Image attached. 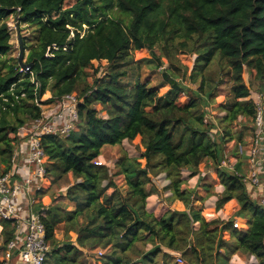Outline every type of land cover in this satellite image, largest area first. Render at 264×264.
Listing matches in <instances>:
<instances>
[{
	"label": "trees",
	"instance_id": "1",
	"mask_svg": "<svg viewBox=\"0 0 264 264\" xmlns=\"http://www.w3.org/2000/svg\"><path fill=\"white\" fill-rule=\"evenodd\" d=\"M66 1L0 0L4 172L11 169L20 130L41 119L44 106L69 94L80 100L76 137L41 138L53 183L68 175L73 179L64 192L48 195V201L41 197L51 246L44 264H79L98 249L107 251L101 264H158L160 254L168 256L163 248L179 252L184 264H229L237 254L254 257L257 262L251 264H264V207L243 182L246 157L236 150L235 172L222 167L226 144L235 140L237 148L248 141L244 132L233 133L234 124L243 118L253 124L245 130L251 135L255 130L257 107L249 98L253 82L264 91V0H77L64 9ZM11 16L35 27L33 37L22 38L28 70L18 60L4 59L13 50ZM180 51L196 56L188 76L198 84L196 90L184 84L187 74L178 80L163 72L170 89L160 95L136 72L143 60L133 66L134 53L149 52L162 67L163 58ZM103 64L108 68L101 77ZM246 71L252 81L245 80ZM224 83L231 84L230 98L218 105L224 114L217 118L218 128L208 122L206 109L215 104L214 92ZM182 96L187 102H180ZM125 141L136 143L140 155H121L114 174L95 164L105 147ZM204 167L216 172L224 190L215 208L198 210L196 189L183 173L194 178ZM162 174L169 181L164 188L168 202L181 203L183 210L162 215L148 210L153 179ZM114 177L122 178L125 189ZM0 227L3 254L16 227L2 220Z\"/></svg>",
	"mask_w": 264,
	"mask_h": 264
},
{
	"label": "built area",
	"instance_id": "2",
	"mask_svg": "<svg viewBox=\"0 0 264 264\" xmlns=\"http://www.w3.org/2000/svg\"><path fill=\"white\" fill-rule=\"evenodd\" d=\"M263 97V96H262ZM260 98V97H259ZM256 118L254 132L246 145H239V154L246 157V173L243 182L249 190L250 197L264 207V104L261 100L255 101ZM80 100L75 94L64 96L55 104L49 105L41 119L32 122L29 133H24L26 143L21 152L11 161L8 172L0 174V220L15 222V236L3 254H0L2 264H44L51 246L46 238V226L43 217L46 209L36 212L34 207L41 203V182L48 177V159L41 145L44 135L69 137L80 123L78 111ZM236 163L227 166V158L222 167L235 172ZM17 161V164H16ZM96 165H103L95 162ZM37 187V189H36ZM37 204V205H38ZM239 222L235 221L234 227ZM178 261L183 262L178 256Z\"/></svg>",
	"mask_w": 264,
	"mask_h": 264
},
{
	"label": "rangeland",
	"instance_id": "3",
	"mask_svg": "<svg viewBox=\"0 0 264 264\" xmlns=\"http://www.w3.org/2000/svg\"><path fill=\"white\" fill-rule=\"evenodd\" d=\"M76 2L77 0L66 1L64 5V9L71 8L72 6L76 4ZM7 24L10 30L12 31V41L11 42L13 44V50L6 57H4V59L18 60L19 58L18 31H19L21 39L23 37L31 38L35 34L34 33L35 27L26 25V24H18L16 17L14 16H11L7 20ZM87 28H88L87 26H84L85 31L81 32L82 36L85 34ZM71 36L73 37L74 33H71ZM28 54H29V51L25 50L24 62L27 60ZM157 55H160V52L158 50H157ZM133 59L135 62L133 66L137 65L136 62L143 60L140 64L141 69L136 72H140L142 81H147L150 84V86L157 88L159 90L160 95L164 94L170 89L168 81L165 80V78L163 77V72L168 73L169 76L173 78V76H171L170 74V72H172V75L177 76L178 80H181L183 75L187 74V80L184 82V84L187 87L191 88L192 90H196L198 88V84H193L188 81V76H190L193 70V67H194V62L196 59L195 55L188 54L186 53V51H180L178 53H175L174 56H172L171 58H168V59L163 58L162 62L164 66L162 67L158 66V62L154 61V58L149 54V52L142 53V54L134 53ZM147 60H153L154 64H151V63L147 64ZM170 64H171V67H170ZM103 66L104 67L98 74L101 77L105 75V72L107 71V68H108V66H105V64H103ZM168 67H170V69ZM88 72H90V74H93L95 71L93 69H89ZM245 80L247 82L252 81V77L247 71L245 74ZM89 82H92L91 78L89 79ZM253 83L254 85L252 86V90H251L252 98L255 101H259V99L261 98L263 102L264 101V91L260 90V86L257 83L255 82ZM230 86H231L230 83H224L222 84V86H219L214 92L216 96L215 104H213L208 109H206V112L208 114L207 116L208 122L214 123L215 126L217 125L218 128H219V121L217 118L224 115L223 113L219 111L218 105L221 104L222 102H225L230 96ZM251 96L249 99H251ZM46 99H49V94H46L44 96V100ZM187 100L188 98L186 96L180 97L181 103H185L187 102ZM47 108L49 107L44 106L43 111L45 112ZM98 109L101 110V107H98ZM31 124L32 123H29L25 127L27 129L26 130L27 133H29L32 129ZM246 124L248 128H251L253 126V124L250 121L240 118L237 124H234L233 129H232L233 133L239 134L241 132H244L245 141H247L251 137V132L245 130ZM78 131L79 129L77 127L76 130L73 132L74 137L78 135L77 134ZM24 133L19 132V139L15 147V150L13 152V156L11 157V161L15 155L19 154L20 157H22L24 154L23 152H21V149L26 143L24 139L27 133L25 135ZM235 142H236L235 140L231 141L227 143L225 146L224 152L225 154H227V158L230 161L229 163H227V166L233 165L234 163H236V160H235L236 156H234L233 154L236 152V150H239V146L236 148ZM125 153L128 154L130 157H136L140 155V151L137 148L136 143H129L125 141L120 146L105 147L102 151L101 157L98 159L97 162H101L103 165L107 166L110 169V173L114 174L116 172V169H115L116 161L118 160L119 157H121V155ZM16 164H17V161H16ZM6 166L7 164L1 163L0 161V174L4 172V170L6 169ZM215 173L216 172L212 168H208V167H204L203 169H200L199 176H196L194 178H189L188 177L189 174L187 172L183 173L184 178L188 179L189 187L196 189V194L194 197L193 204L195 208L198 210L215 208L216 198L213 196H217V199H218L219 194H217L216 190H220V189H216V187L218 186V177L216 176ZM114 181L121 189H125L124 182L121 177H114ZM72 183H73V179L69 175L63 177L61 180L57 181L56 183H53V177L48 176L46 179L42 180L41 186L43 187H41V191L38 193H40V195L44 197L46 200L51 195H57L60 192H64ZM167 184H169V181L165 179L164 174L154 177L153 179L154 195L148 199V205H147L149 211H153V212L157 211L158 215H162L164 212L170 209L171 210H183L184 209V206L179 202H175L172 204L168 202V198L170 194L164 191V188L167 186ZM36 200H37V203L35 204L36 206L34 207V209L36 210V212H38L43 209V205L41 204L42 202L38 204L39 201L38 199ZM74 206H75L74 204H70L69 208L73 209ZM229 208L230 207H228V209ZM208 211L210 212L212 210H207L206 214H208ZM197 227L198 225H196V228ZM1 230L2 229L0 227V233H1ZM63 235H64L63 230H58L57 236L59 240H63ZM2 243H3V240L0 236V248L2 246ZM150 248L151 246H148L146 249L148 250ZM163 251L168 256H164L163 254H160L157 258L158 264H182L184 262L183 261L182 263H180L178 261V256H181L179 252L171 251L166 248H163ZM106 252L107 251L98 249L94 252L87 253L86 255L80 258L79 264H101L99 263L100 256L102 254H105ZM256 262H257L256 259L252 258L251 256L237 254L231 258L229 264H251V263H256Z\"/></svg>",
	"mask_w": 264,
	"mask_h": 264
},
{
	"label": "water",
	"instance_id": "4",
	"mask_svg": "<svg viewBox=\"0 0 264 264\" xmlns=\"http://www.w3.org/2000/svg\"><path fill=\"white\" fill-rule=\"evenodd\" d=\"M18 36H19V39H18V42H19V58H18V63H19V66H20L23 70H28L30 66L27 65V64L24 62V58H25V48H24V45H23L22 39H21V37H20L19 31H18Z\"/></svg>",
	"mask_w": 264,
	"mask_h": 264
},
{
	"label": "crops",
	"instance_id": "5",
	"mask_svg": "<svg viewBox=\"0 0 264 264\" xmlns=\"http://www.w3.org/2000/svg\"><path fill=\"white\" fill-rule=\"evenodd\" d=\"M216 189H220V190H216L217 194H221L223 192V190H224V188L222 186H220V185H218L216 187ZM213 197H215L216 201H217V196H213ZM222 213L224 214V218L229 219V217H230L229 215L225 214V212H222ZM252 258H254V257H252Z\"/></svg>",
	"mask_w": 264,
	"mask_h": 264
}]
</instances>
